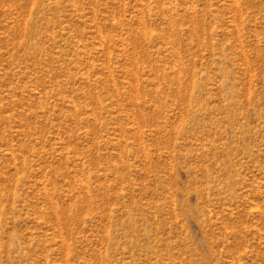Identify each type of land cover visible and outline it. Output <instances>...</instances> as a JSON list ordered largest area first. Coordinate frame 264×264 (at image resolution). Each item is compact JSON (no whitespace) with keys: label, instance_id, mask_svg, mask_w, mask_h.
I'll use <instances>...</instances> for the list:
<instances>
[{"label":"rangeland","instance_id":"rangeland-1","mask_svg":"<svg viewBox=\"0 0 264 264\" xmlns=\"http://www.w3.org/2000/svg\"><path fill=\"white\" fill-rule=\"evenodd\" d=\"M0 264H264V0H0Z\"/></svg>","mask_w":264,"mask_h":264}]
</instances>
